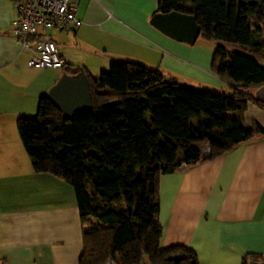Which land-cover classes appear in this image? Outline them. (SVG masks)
<instances>
[{
  "label": "trees",
  "instance_id": "16d2710c",
  "mask_svg": "<svg viewBox=\"0 0 264 264\" xmlns=\"http://www.w3.org/2000/svg\"><path fill=\"white\" fill-rule=\"evenodd\" d=\"M172 13L193 19L197 40L244 52L213 49L210 72L234 84L228 95L128 61H110L95 78L63 65L61 74L86 76L91 111L63 121L42 95L33 117L15 121L32 172L72 188L82 230L77 264H197L186 247L159 248L160 177L201 163L200 145L212 160L264 134L243 121L248 105L264 111L249 92L264 85V0H157L150 19ZM249 261L264 264V256L245 255L242 264Z\"/></svg>",
  "mask_w": 264,
  "mask_h": 264
},
{
  "label": "crops",
  "instance_id": "0c3cea01",
  "mask_svg": "<svg viewBox=\"0 0 264 264\" xmlns=\"http://www.w3.org/2000/svg\"><path fill=\"white\" fill-rule=\"evenodd\" d=\"M71 2L79 26L67 34L46 32L63 65L87 70L104 67L105 59L128 61L188 88L234 85L210 72L214 48L175 40L150 25L157 0ZM14 5L0 0V264H77L82 230L72 188L32 172L15 130L16 119L34 111L61 70L26 67L27 53L10 35ZM78 51L88 56L80 59ZM243 121L264 132L263 110L248 105ZM158 223L159 248L186 247L197 264H242L245 255L264 256V134L161 176Z\"/></svg>",
  "mask_w": 264,
  "mask_h": 264
},
{
  "label": "built area",
  "instance_id": "2783aa9c",
  "mask_svg": "<svg viewBox=\"0 0 264 264\" xmlns=\"http://www.w3.org/2000/svg\"><path fill=\"white\" fill-rule=\"evenodd\" d=\"M71 0H21L14 5L10 35L27 53L25 65L32 70H61L60 51L46 34H67L79 26Z\"/></svg>",
  "mask_w": 264,
  "mask_h": 264
},
{
  "label": "water",
  "instance_id": "95a60500",
  "mask_svg": "<svg viewBox=\"0 0 264 264\" xmlns=\"http://www.w3.org/2000/svg\"><path fill=\"white\" fill-rule=\"evenodd\" d=\"M150 25L166 36L188 44H193L198 37L199 28L191 17L168 14L155 15L150 19ZM44 98L62 115L63 121H70L75 115L91 111L90 94L86 76L79 73L73 77L61 74L58 80L47 90ZM253 99L264 104V85L259 86L253 94ZM200 161L209 160L208 145L198 146ZM181 164L177 171L185 170ZM169 261H178L177 257H170ZM105 264H114L111 260ZM247 264H262L249 261Z\"/></svg>",
  "mask_w": 264,
  "mask_h": 264
},
{
  "label": "rangeland",
  "instance_id": "374dc122",
  "mask_svg": "<svg viewBox=\"0 0 264 264\" xmlns=\"http://www.w3.org/2000/svg\"><path fill=\"white\" fill-rule=\"evenodd\" d=\"M190 8V7H189ZM263 40H264V38H263ZM56 41L59 43V41H58V39H56ZM196 44L198 45V46H204V47H210V49H213L214 47H215V45L216 44H221V45H223V46H225V48H226V50L228 51V52H242V53H244L243 51H241V49H239V48H237V47H233V46H231V45H229V44H225V43H219V42H217V41H210V42H205V41H202V40H198V42H196ZM76 55L81 59V58H85V57H87L88 55H85V54H83V53H81V52H76ZM92 61V60H91ZM110 61H116V60H107L106 61V59H105V61H104V63H105V66L104 67H102V68H88L87 69V72H89V74H90V76L92 77V78H95L97 75H98V72L100 71V70H106L107 69V64L110 62ZM86 62H87V59H86ZM80 64H81V61H80ZM95 65V64H94ZM261 65H263V63H261ZM97 66V65H96ZM91 67V66H90ZM56 71H58V70H56ZM59 72H55V73H53V74H58ZM40 81H37V83H39ZM181 83V82H180ZM183 84H186L185 82H183ZM188 86H191V87H189V88H194L195 90H199V91H207V92H210V93H213L214 92V94H217V95H221V96H226V95H228L229 94V92H230V90H228V89H225V90H218V91H210V90H207V89H202L201 87H197V86H193V85H188ZM188 88V87H187ZM34 91H35V89H34ZM38 100V99H37ZM37 100L35 101V106L37 105ZM35 113H36V107H35V109H34V111H32L31 113H29V115H27V114H23V115H21L22 117H24V118H31V117H33L34 115H35ZM30 116V117H29ZM22 117H20V118H22ZM142 264H147V262H146V260L144 259L143 261H142Z\"/></svg>",
  "mask_w": 264,
  "mask_h": 264
}]
</instances>
